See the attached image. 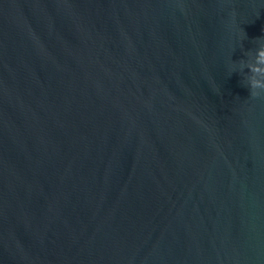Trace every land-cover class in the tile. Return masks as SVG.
<instances>
[{
	"label": "water",
	"instance_id": "1",
	"mask_svg": "<svg viewBox=\"0 0 264 264\" xmlns=\"http://www.w3.org/2000/svg\"><path fill=\"white\" fill-rule=\"evenodd\" d=\"M261 50L264 0H0V264H264Z\"/></svg>",
	"mask_w": 264,
	"mask_h": 264
},
{
	"label": "clouds",
	"instance_id": "2",
	"mask_svg": "<svg viewBox=\"0 0 264 264\" xmlns=\"http://www.w3.org/2000/svg\"><path fill=\"white\" fill-rule=\"evenodd\" d=\"M261 55H264V50H261ZM262 62H264V61H262ZM254 71H256V69H254ZM251 95L253 96V97H256V96H259L257 93H255V92H251Z\"/></svg>",
	"mask_w": 264,
	"mask_h": 264
}]
</instances>
